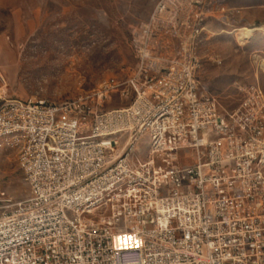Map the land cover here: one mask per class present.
Masks as SVG:
<instances>
[{"label": "built area", "instance_id": "built-area-1", "mask_svg": "<svg viewBox=\"0 0 264 264\" xmlns=\"http://www.w3.org/2000/svg\"><path fill=\"white\" fill-rule=\"evenodd\" d=\"M221 1L158 0L124 81L62 102L0 87V149L28 188L0 182V264H264V99L240 88L222 109L193 60L195 33L204 47L212 24L241 22ZM114 94L127 104L106 109Z\"/></svg>", "mask_w": 264, "mask_h": 264}, {"label": "rangeland", "instance_id": "rangeland-1", "mask_svg": "<svg viewBox=\"0 0 264 264\" xmlns=\"http://www.w3.org/2000/svg\"><path fill=\"white\" fill-rule=\"evenodd\" d=\"M158 0H0V87L6 97L62 102L90 93L136 67L131 33ZM220 9L242 10L241 22L211 25L214 38L196 53L204 63L198 79L227 111L239 107L240 91L253 87L264 99V0H231ZM228 22V21H227ZM114 94L106 109L126 105ZM147 141L137 156L143 157ZM0 182L18 200L28 188L16 155L0 149Z\"/></svg>", "mask_w": 264, "mask_h": 264}, {"label": "bare ground", "instance_id": "bare-ground-1", "mask_svg": "<svg viewBox=\"0 0 264 264\" xmlns=\"http://www.w3.org/2000/svg\"><path fill=\"white\" fill-rule=\"evenodd\" d=\"M223 3H225V1H221L220 5H222ZM235 10H231V11H235ZM240 13H241V11H240ZM224 22L227 25L229 24L227 21H224ZM204 31H206V30H201V32L195 33L192 37V44H195V45H193V60H200L197 53H196V44H198L199 38L204 33ZM106 84H108V82L102 84L100 88L104 87V85H106ZM40 99L42 101L50 102L47 99H43V98H40ZM164 119H172V112H156V113H154V125H162ZM224 120H231V112H224Z\"/></svg>", "mask_w": 264, "mask_h": 264}, {"label": "crops", "instance_id": "crops-1", "mask_svg": "<svg viewBox=\"0 0 264 264\" xmlns=\"http://www.w3.org/2000/svg\"><path fill=\"white\" fill-rule=\"evenodd\" d=\"M228 23H229V21H228ZM229 24H230V23H229ZM229 24H228V25H229Z\"/></svg>", "mask_w": 264, "mask_h": 264}]
</instances>
